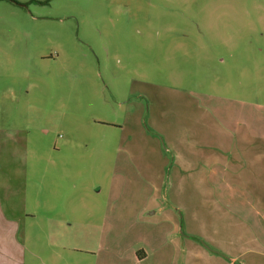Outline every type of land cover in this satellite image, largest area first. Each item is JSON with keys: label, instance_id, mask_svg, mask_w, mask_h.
<instances>
[{"label": "rangeland", "instance_id": "374dc122", "mask_svg": "<svg viewBox=\"0 0 264 264\" xmlns=\"http://www.w3.org/2000/svg\"><path fill=\"white\" fill-rule=\"evenodd\" d=\"M16 137L21 264H264V0H0Z\"/></svg>", "mask_w": 264, "mask_h": 264}, {"label": "crops", "instance_id": "0c3cea01", "mask_svg": "<svg viewBox=\"0 0 264 264\" xmlns=\"http://www.w3.org/2000/svg\"><path fill=\"white\" fill-rule=\"evenodd\" d=\"M6 134V133H5ZM4 134V135H5ZM3 135V136H4ZM7 136V135H6ZM0 144V264H21L23 257V242L21 237L24 231V225L21 223L20 217L17 213H14V205L16 202L15 188L13 179L17 177V173L20 170L17 165V169L13 165V154L8 153V146L10 143L18 144L19 138H2ZM215 163V162H214ZM212 168L208 169L209 173H215L217 171ZM224 171H228L227 167L223 168ZM23 225V227H22ZM178 223H172V230L170 235L172 237V244L175 247L174 253H167L166 251H152L149 253L142 250L141 254L137 256V261L142 262L151 257L162 260L158 264H164L167 261L171 264H178V259L186 253L188 255L187 241L189 237H183L178 235ZM211 254L208 257H214ZM190 264V263H185Z\"/></svg>", "mask_w": 264, "mask_h": 264}]
</instances>
